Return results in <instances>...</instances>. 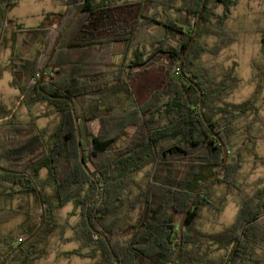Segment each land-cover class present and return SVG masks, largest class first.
Segmentation results:
<instances>
[{
    "label": "trees",
    "instance_id": "1",
    "mask_svg": "<svg viewBox=\"0 0 264 264\" xmlns=\"http://www.w3.org/2000/svg\"><path fill=\"white\" fill-rule=\"evenodd\" d=\"M15 1L0 0V49H10L0 79L9 72L18 91L13 108L0 103V203L23 199L29 205L0 211V225L22 218L15 230L0 234V264H35L48 256L54 232L69 240L67 230L74 231L79 248L66 256H100L93 264H117L108 243L119 264H264V189L242 197L230 226L213 233L197 228L205 210L215 217L223 211L225 198L215 199V186L223 185L227 194L243 192L238 170L258 159L264 142L260 109L251 100L224 101L241 82L235 69L219 75L202 62L203 55L216 56L232 42L223 26L237 0H63L61 12L31 29L8 18ZM83 5L49 61L50 47ZM199 16L184 77L178 65L162 66L161 84L150 89L147 100L121 109L105 106L119 93L134 96V68L160 55L180 62ZM149 26L155 31L145 39ZM211 37L217 39L212 46ZM20 40L36 48L34 55L18 52ZM41 76V88L54 99L39 90ZM43 104L58 116L52 128L37 123L41 116L34 108ZM22 107L28 119L19 112ZM75 117L93 177L81 163ZM89 123H96L97 131L87 147L82 134ZM215 135L228 151L224 171V150ZM215 174L186 219L176 259L180 222L200 185ZM69 204L74 210L69 216L78 217L74 225L58 219ZM204 245L208 252L201 251ZM213 252H221L215 261L208 258Z\"/></svg>",
    "mask_w": 264,
    "mask_h": 264
},
{
    "label": "rangeland",
    "instance_id": "2",
    "mask_svg": "<svg viewBox=\"0 0 264 264\" xmlns=\"http://www.w3.org/2000/svg\"><path fill=\"white\" fill-rule=\"evenodd\" d=\"M62 1L16 0L14 2L15 6L8 13V18L14 20L15 24L20 25L23 29L35 28L49 14L61 12L63 10ZM217 12L221 14L222 8L219 7ZM223 28L231 36L232 42H226L227 44L223 45L222 50L216 56L208 53L203 55L202 62L206 66L211 67L219 75L226 73L230 68H234L235 74L240 78L241 82L237 84L234 92L224 98V101L231 104H240L251 100L260 109L259 114L262 118L260 124H264V66H262V70L257 69L258 64L262 65L264 63V0H237ZM144 30L143 36L145 39H149V35H153L155 31L153 26L145 27ZM55 41L49 49V55H51ZM216 42L217 39L215 37H211L208 40L211 46ZM149 48L145 58L150 54L154 46L152 48L150 46ZM35 51L36 48L34 46L26 45L20 40L18 52L21 55L30 57L34 55ZM9 58L10 49L1 47L0 64H7ZM179 64L180 62H176L172 58L160 55L153 58L147 65L134 68L135 80L132 81L134 96L128 97L125 93H119L106 101L105 106L121 109L135 102H144L150 96V89L157 88L161 84L160 67L165 66L176 69L177 65L179 67ZM11 80L9 72H5L0 79V103L7 106V108H13L14 103H17L16 97L18 96V91L12 87ZM53 111L54 108L46 104L38 105L34 108V113L37 116H41L37 121L39 127L52 128L57 124L58 116L56 113H52ZM19 112L23 115V118H29V111L25 107L20 108ZM47 113L50 115L46 116ZM87 128L88 132H84L83 129L82 139L83 143L89 147L91 136L97 131V124L89 123L87 124ZM257 155V160H251L243 164L238 170V178L242 183L243 192L234 190L227 194L226 188L223 185L214 187L215 199L220 201V198H225V201L223 200L224 208L218 217L205 210L202 219L197 224V228L200 231L213 233L230 226L237 217L242 197L264 189V142L259 143ZM45 176L46 171H43L42 178H45ZM47 193L52 194V191L47 190ZM27 205L29 203L23 199H17L11 203L2 202L0 203V211L10 207L22 210ZM73 211L72 204L62 208L58 212L59 221L65 223L69 219L70 224L74 225L78 217L69 216L73 214ZM21 222L22 218L18 217L0 225V234L15 230ZM65 238L69 240L67 242L61 241L57 232H54L49 242L48 256L38 260L35 264H93L100 259V256L96 259L66 256L67 253L78 249L79 243L74 240L73 230H67ZM208 249L209 246L204 245L201 251L208 252ZM211 249H215V247ZM88 251L84 249L82 253H88ZM220 254L221 252H213L208 255V258L215 261Z\"/></svg>",
    "mask_w": 264,
    "mask_h": 264
},
{
    "label": "water",
    "instance_id": "3",
    "mask_svg": "<svg viewBox=\"0 0 264 264\" xmlns=\"http://www.w3.org/2000/svg\"><path fill=\"white\" fill-rule=\"evenodd\" d=\"M86 1H87V0H85V3H86ZM204 4H205V3H203V7H204ZM83 8H84V5H83L81 8H79V9L74 13V15L71 17L70 21L68 22V24H67V25L65 26V28L62 30V32L58 35V37H57V39H56V41H55L54 47H53V49H52V52H51V55H50V59H49V61L51 60V58H52V56H53V54H54V52H55V50H56V47H57V45H58V43H59V40L61 39V37L63 36V34L66 32V30L69 28V26H70V25L76 20V18H77V17L79 16V14L82 12ZM202 10H203V8H202ZM199 25H200V16H199V18H198V20H197V22H196V28H195V31H194V33H193V37H192V39H191V41H190V44H189L188 48L186 49V51H185V53H184V55H183V57H182V59H181V61H180V64H179V69H178V70H179L180 75L183 76V77H184L183 64H184L185 59H186L187 56L189 55V53H190V51H191V49H192V47H193V45H194V43H195V40H196V38H197V34H198V30H199ZM41 78H42V76L40 77V81H39V84H38L39 90H40L45 96H47L48 98H50V99H54V97H53L51 94L47 93L46 91H44V90L41 88ZM193 85H194L195 87H197L196 84H193ZM198 91H199V95H200V111H201V114H202V119H203L204 122H206V119H205V117H204V115H203V97H202L201 91H200L199 89H198ZM57 99H59V100H65V101H69V99H68V98H65V97H58ZM70 103H71V106H72V110H73V112H75V108H74V104H73V102H70ZM75 126H76V132H77V136H78V143H79V152H80L81 163H82V165H83L85 171L90 175V177H93L92 174L89 172V170H88L86 164H85V159H84V155H83V151H82V143H81L80 128H79V123H78V119H77V117H75ZM215 138L219 141L220 145L223 147V150H224V163H225V166H224V168H223V171H224V170L226 169V164H227V162H228V151H227V148H226L224 142L220 139V137L217 136V135H215ZM217 177H218V175L215 174V175L211 176L209 179H207L203 184H201L200 187L198 188V190L196 191V193H195V195H194V198L191 200V202H190V204H189V206H188V208H187V210H186V212H185V214H184V216H183V218H182V220H181V222H180V225H179L180 244H179V247H178V253H177V255H176V259H177V256H178V254H179L181 248H182V242H183V227H184L185 222H186V219H187V217L189 216V213H190V211H191V209H192V207H193V205H194V203H195V200H196V198L200 195L201 191H202V190H203L208 184H210L212 181H214ZM91 229H92V231H93L96 235L102 236L104 239H106L105 235L101 234L98 230H96V229L93 228V227H91ZM108 246H109V248H110V250H111V254H112L113 258L115 259L116 263L119 264V259H118V257L116 256V254L114 253V251L112 250V248H111V246H110L109 243H108Z\"/></svg>",
    "mask_w": 264,
    "mask_h": 264
}]
</instances>
